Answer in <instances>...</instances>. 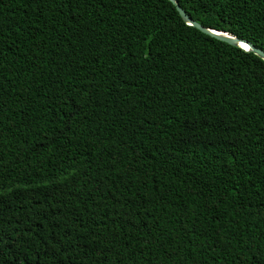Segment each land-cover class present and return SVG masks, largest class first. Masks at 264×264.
I'll list each match as a JSON object with an SVG mask.
<instances>
[{"label":"trees","instance_id":"1","mask_svg":"<svg viewBox=\"0 0 264 264\" xmlns=\"http://www.w3.org/2000/svg\"><path fill=\"white\" fill-rule=\"evenodd\" d=\"M264 51V0H178ZM0 264H264V60L170 0H0Z\"/></svg>","mask_w":264,"mask_h":264},{"label":"water","instance_id":"2","mask_svg":"<svg viewBox=\"0 0 264 264\" xmlns=\"http://www.w3.org/2000/svg\"><path fill=\"white\" fill-rule=\"evenodd\" d=\"M174 6L176 7V10L180 14L181 18L184 20V22L190 26L198 29L200 32L220 41L227 43L229 45H232L234 47L240 48L241 50L247 52V53H253L262 60H264V51L261 49H258L253 44L249 43L246 40H242L237 38L236 36H233L232 34H229L227 32L211 29L202 26L198 22L194 21L192 18L188 16L186 11L180 6L178 0H170Z\"/></svg>","mask_w":264,"mask_h":264}]
</instances>
